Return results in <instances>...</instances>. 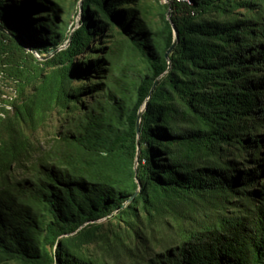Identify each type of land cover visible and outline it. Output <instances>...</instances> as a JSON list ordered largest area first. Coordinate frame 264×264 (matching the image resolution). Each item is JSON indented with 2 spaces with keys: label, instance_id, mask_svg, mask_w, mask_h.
Returning a JSON list of instances; mask_svg holds the SVG:
<instances>
[{
  "label": "trees",
  "instance_id": "16d2710c",
  "mask_svg": "<svg viewBox=\"0 0 264 264\" xmlns=\"http://www.w3.org/2000/svg\"><path fill=\"white\" fill-rule=\"evenodd\" d=\"M158 1L0 0V264H264V0Z\"/></svg>",
  "mask_w": 264,
  "mask_h": 264
},
{
  "label": "rangeland",
  "instance_id": "374dc122",
  "mask_svg": "<svg viewBox=\"0 0 264 264\" xmlns=\"http://www.w3.org/2000/svg\"><path fill=\"white\" fill-rule=\"evenodd\" d=\"M61 1V14L64 20H66V24L69 26V30H74V28H78L82 21V0H60ZM138 3L142 6L144 12L141 14V17L145 19V21L151 26L157 25V18L153 15L155 13L156 8L161 5L158 0H138ZM247 13V12H244ZM68 46L66 43L65 47ZM3 93L0 95L11 97L12 92L10 91V87L6 86L4 83H1ZM61 125V117L57 112H54L47 124L39 129L36 132H28L29 137L35 143H44L50 139L54 133L57 131L58 127ZM13 176L20 177L23 174H20L18 171H14L12 173ZM105 223V221H103ZM120 261L124 263H129L131 261V257L129 254L123 255Z\"/></svg>",
  "mask_w": 264,
  "mask_h": 264
},
{
  "label": "water",
  "instance_id": "95a60500",
  "mask_svg": "<svg viewBox=\"0 0 264 264\" xmlns=\"http://www.w3.org/2000/svg\"><path fill=\"white\" fill-rule=\"evenodd\" d=\"M82 5V4H81ZM170 6V4H168ZM168 19H170V13H168ZM1 31H4L3 29H0ZM174 31H175V36H176V42H174L173 46L168 50L167 54H166V58L169 59L171 53H172V50L175 48V46L177 45V42H178V32L176 30V28H174ZM10 35V34H9ZM11 37L15 38L23 48H25L27 51L29 52H32L27 46H25V44L18 38L10 35ZM71 38H72V34L70 35V40L68 41V44L70 43L71 41ZM37 57L40 59V60H46L47 58H41L38 54H36ZM144 110L141 112V114L139 115V120H138V132H140V128H141V120H142V114H143ZM138 157H139V154H138ZM138 166V162L136 163V168Z\"/></svg>",
  "mask_w": 264,
  "mask_h": 264
},
{
  "label": "bare ground",
  "instance_id": "6f19581e",
  "mask_svg": "<svg viewBox=\"0 0 264 264\" xmlns=\"http://www.w3.org/2000/svg\"><path fill=\"white\" fill-rule=\"evenodd\" d=\"M165 4H171L172 2H179L183 4H191V0H161ZM8 100V99H7ZM13 102V101H12ZM2 104V103H1ZM12 105V104H11ZM8 109L13 110L11 106L8 107Z\"/></svg>",
  "mask_w": 264,
  "mask_h": 264
},
{
  "label": "built area",
  "instance_id": "2783aa9c",
  "mask_svg": "<svg viewBox=\"0 0 264 264\" xmlns=\"http://www.w3.org/2000/svg\"><path fill=\"white\" fill-rule=\"evenodd\" d=\"M181 4H183V3H181Z\"/></svg>",
  "mask_w": 264,
  "mask_h": 264
}]
</instances>
